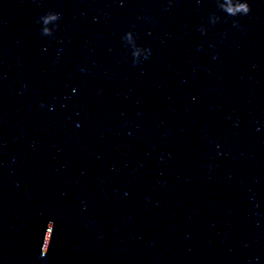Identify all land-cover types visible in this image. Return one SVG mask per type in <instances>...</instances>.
Here are the masks:
<instances>
[{
	"label": "clouds",
	"instance_id": "obj_1",
	"mask_svg": "<svg viewBox=\"0 0 264 264\" xmlns=\"http://www.w3.org/2000/svg\"><path fill=\"white\" fill-rule=\"evenodd\" d=\"M227 12L231 16H236L237 13H241V14H245L246 15V14H248L250 12V6L245 0L244 3H238L235 6H229L227 8ZM55 18H56L55 16H49L47 19H45V23H47L48 20H52V19H55ZM45 31H47V30H45Z\"/></svg>",
	"mask_w": 264,
	"mask_h": 264
}]
</instances>
